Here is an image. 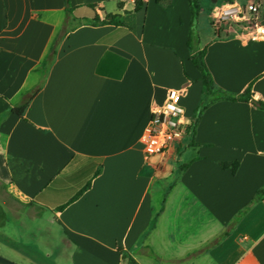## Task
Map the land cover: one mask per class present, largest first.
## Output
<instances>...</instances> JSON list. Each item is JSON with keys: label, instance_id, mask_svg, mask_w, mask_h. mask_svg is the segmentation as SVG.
<instances>
[{"label": "crops", "instance_id": "0c3cea01", "mask_svg": "<svg viewBox=\"0 0 264 264\" xmlns=\"http://www.w3.org/2000/svg\"><path fill=\"white\" fill-rule=\"evenodd\" d=\"M68 1L0 0L7 211L45 223L47 248L60 242L72 264H124L119 248L138 264H264V110L204 95L187 44L190 0H149L140 12L134 0ZM106 13L121 24L79 21ZM198 34L215 88L252 86L264 102V38ZM169 90L183 92L189 124L210 102L193 136L167 158L148 155L144 133ZM31 96L23 117L11 112Z\"/></svg>", "mask_w": 264, "mask_h": 264}, {"label": "built area", "instance_id": "2783aa9c", "mask_svg": "<svg viewBox=\"0 0 264 264\" xmlns=\"http://www.w3.org/2000/svg\"><path fill=\"white\" fill-rule=\"evenodd\" d=\"M264 0L228 1L211 11L212 28L216 34L229 27L245 36L264 38L262 7ZM183 92L169 90L163 105L152 109V116L142 144L148 155L167 158L189 134V121L183 105Z\"/></svg>", "mask_w": 264, "mask_h": 264}, {"label": "rangeland", "instance_id": "374dc122", "mask_svg": "<svg viewBox=\"0 0 264 264\" xmlns=\"http://www.w3.org/2000/svg\"><path fill=\"white\" fill-rule=\"evenodd\" d=\"M204 2L197 30L206 33L213 29L210 10L221 3L217 0ZM92 19L84 17L79 21L89 22ZM8 199L5 189L0 185V255L16 264H72L70 253L66 255L65 249L62 251L60 242L57 241L53 248H47L51 243L47 225L38 220L30 221L22 214L13 216L3 204ZM8 219L9 224L6 223Z\"/></svg>", "mask_w": 264, "mask_h": 264}, {"label": "trees", "instance_id": "16d2710c", "mask_svg": "<svg viewBox=\"0 0 264 264\" xmlns=\"http://www.w3.org/2000/svg\"><path fill=\"white\" fill-rule=\"evenodd\" d=\"M67 1V4L69 5V1ZM135 1V12H140L146 8V4L149 0H134ZM157 4L166 6L170 4L171 0H156ZM191 9H192V26L188 38V48L190 52L192 53L191 56V62L193 65L201 72L202 74V83L204 86V95L212 99V101L216 100H225V101H232V102H251L258 108L264 110V102L262 101H256L254 99V95L252 93V86H249V88L245 91L244 94L241 95H231L225 92H222L220 90H217L215 88V84L212 78V75L206 65L205 62V56H206V49L205 50H199L198 49V43H199V34L197 30V22L200 16V13L202 11V4L200 0H190ZM90 8H95L94 6H89ZM67 12H72L69 7L67 8ZM119 15H113V14H105L104 19H101L99 15H96L91 21L87 22L88 24L97 26V25H120L121 22L119 21ZM29 99L24 105L18 108H14L11 110L14 114L23 117L26 109L29 106L30 100ZM207 98H203V100L200 103V106L198 110L195 112L194 119L191 122L189 126V133H192V136L196 132L197 127V119L199 118V115L203 109L206 108L208 104ZM188 165L181 166L180 169L186 168ZM222 167L226 169H232V171L235 173L238 170L239 164L237 162H229V163H222ZM99 175V172L96 173L95 176ZM92 186V181L88 182L81 190H79L73 198H71L70 201L65 203L64 205L58 207V212H62L64 209H66L70 204L73 202L79 200ZM261 193L258 195L260 196ZM32 205V204H31ZM118 251L122 254V261L124 264H138L137 261L130 256L123 248H119Z\"/></svg>", "mask_w": 264, "mask_h": 264}, {"label": "water", "instance_id": "95a60500", "mask_svg": "<svg viewBox=\"0 0 264 264\" xmlns=\"http://www.w3.org/2000/svg\"><path fill=\"white\" fill-rule=\"evenodd\" d=\"M0 264H16V263L0 255Z\"/></svg>", "mask_w": 264, "mask_h": 264}]
</instances>
